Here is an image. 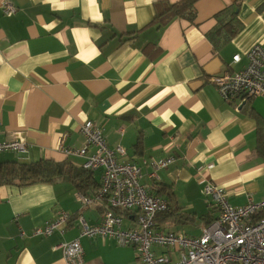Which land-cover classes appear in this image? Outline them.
<instances>
[{
    "label": "crops",
    "instance_id": "1",
    "mask_svg": "<svg viewBox=\"0 0 264 264\" xmlns=\"http://www.w3.org/2000/svg\"><path fill=\"white\" fill-rule=\"evenodd\" d=\"M4 1L15 4L14 14H4ZM160 1L177 0H0V142L27 145L25 154L5 152L0 161H62L61 145L81 148V125L93 120L110 147L124 146L119 161L141 166L142 184L169 200L157 228L199 236L217 215L207 183L224 188L234 206L264 199V97L241 107L240 97L224 99L211 80L243 69L248 52L264 47V0L240 3L242 28L225 43L209 34L236 0H199L194 21L158 27L151 22ZM168 157L172 163L150 177L144 160ZM92 172L87 194L69 180L0 185V264H65L57 246L79 236L77 216L98 224L106 208L79 199L100 189L101 171ZM60 210L72 214L61 229L33 234ZM137 215L123 214L124 226L136 227ZM81 243L83 264H141L133 246L101 236Z\"/></svg>",
    "mask_w": 264,
    "mask_h": 264
},
{
    "label": "built area",
    "instance_id": "2",
    "mask_svg": "<svg viewBox=\"0 0 264 264\" xmlns=\"http://www.w3.org/2000/svg\"><path fill=\"white\" fill-rule=\"evenodd\" d=\"M2 7L5 15L17 10L11 1H4ZM247 58L248 64L243 69L211 77L224 99L240 97L242 101H248L264 97V47L255 45ZM240 60V54L233 58L234 62ZM80 132L85 138L81 148L61 145L60 151L69 157L83 159L85 169L101 171V185L96 197L80 194L79 199L83 205L105 201L106 208L98 224H89L81 214L77 216L81 226L79 236L57 246L63 250L65 264H83L81 238L96 236L135 247L141 264H264V199L255 202L249 198L246 204L234 206L224 188L209 182L204 191L217 215L204 227L201 235L189 236L158 229L156 217L170 210L169 200L142 184L141 166L119 161V156L126 154L124 146L110 147L103 129L95 121L86 120ZM9 151L23 155L27 145L19 140L0 142V157ZM172 161V157L144 160V165L151 167L150 177L158 178L157 172L167 168ZM119 211H136L138 225L126 228ZM71 217L68 211L60 210L55 219L35 228L33 234L49 236ZM153 246L166 249V253L157 254ZM172 251L176 257L170 254Z\"/></svg>",
    "mask_w": 264,
    "mask_h": 264
},
{
    "label": "trees",
    "instance_id": "3",
    "mask_svg": "<svg viewBox=\"0 0 264 264\" xmlns=\"http://www.w3.org/2000/svg\"><path fill=\"white\" fill-rule=\"evenodd\" d=\"M198 1H160L156 4V13L151 24L163 27L177 18L194 21L197 16L196 3ZM242 1L236 0L235 5L225 8L217 15L218 24L215 30L209 34L213 41L220 36L222 37L220 41L225 43L240 31L242 23L238 18L236 8ZM221 42L217 43L220 44ZM61 180H69L83 194H87L89 189H95L93 172L85 169L82 165H77L69 156L62 161L52 159H40L32 162L20 160L0 161V185L25 186L37 182H55ZM157 189L158 192L167 193L169 196L173 195L169 187L161 188L157 186ZM119 212L122 215L126 213L123 211ZM211 222L212 220L208 222V225Z\"/></svg>",
    "mask_w": 264,
    "mask_h": 264
},
{
    "label": "water",
    "instance_id": "4",
    "mask_svg": "<svg viewBox=\"0 0 264 264\" xmlns=\"http://www.w3.org/2000/svg\"><path fill=\"white\" fill-rule=\"evenodd\" d=\"M247 101H243V103H242V105H241V107L246 103Z\"/></svg>",
    "mask_w": 264,
    "mask_h": 264
}]
</instances>
